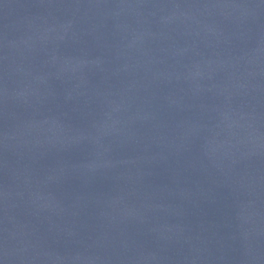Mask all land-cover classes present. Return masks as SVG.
Wrapping results in <instances>:
<instances>
[{
	"label": "water",
	"instance_id": "1",
	"mask_svg": "<svg viewBox=\"0 0 264 264\" xmlns=\"http://www.w3.org/2000/svg\"><path fill=\"white\" fill-rule=\"evenodd\" d=\"M0 264H264V0H0Z\"/></svg>",
	"mask_w": 264,
	"mask_h": 264
}]
</instances>
